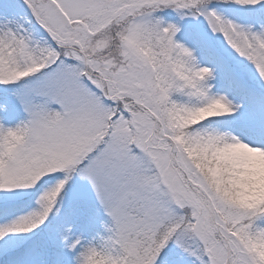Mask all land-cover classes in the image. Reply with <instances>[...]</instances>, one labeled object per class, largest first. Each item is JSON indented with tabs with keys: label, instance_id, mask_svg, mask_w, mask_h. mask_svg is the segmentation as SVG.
<instances>
[{
	"label": "snow or ice",
	"instance_id": "6c2138e0",
	"mask_svg": "<svg viewBox=\"0 0 264 264\" xmlns=\"http://www.w3.org/2000/svg\"><path fill=\"white\" fill-rule=\"evenodd\" d=\"M0 264H264V0H0Z\"/></svg>",
	"mask_w": 264,
	"mask_h": 264
}]
</instances>
